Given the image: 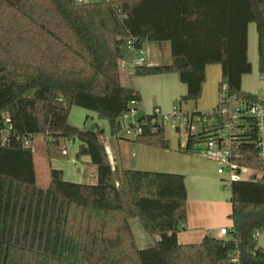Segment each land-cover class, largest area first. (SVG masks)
<instances>
[{
  "label": "trees",
  "instance_id": "trees-1",
  "mask_svg": "<svg viewBox=\"0 0 264 264\" xmlns=\"http://www.w3.org/2000/svg\"><path fill=\"white\" fill-rule=\"evenodd\" d=\"M263 15L264 0H0V264H264L254 239L264 232V171L254 130L239 136V164L260 176L231 182L227 235L179 244L186 223L184 177L121 167L116 174L104 128L68 124L77 107L104 121L114 141L170 150L154 114L136 119L140 134L118 136L119 119L140 101L136 90L120 83L127 41L136 49L169 44V64L136 66L133 76L177 75L186 87L179 105L197 102L205 68L214 64L221 71L218 100L225 86L228 97L258 102L241 80L252 70L247 30L253 24L264 83ZM218 103L212 112L217 122L207 116L196 133L185 128L179 152L199 154L215 136L222 124ZM185 116L199 123L201 113ZM38 136L48 161L67 159L64 142H76V158L89 157L95 168L92 181L68 182L50 169L41 188L32 148L23 145ZM134 219L154 239L152 247L136 245L129 227Z\"/></svg>",
  "mask_w": 264,
  "mask_h": 264
},
{
  "label": "crops",
  "instance_id": "crops-1",
  "mask_svg": "<svg viewBox=\"0 0 264 264\" xmlns=\"http://www.w3.org/2000/svg\"><path fill=\"white\" fill-rule=\"evenodd\" d=\"M119 1L132 2L136 0H119ZM249 26L247 30L248 61H250L249 60L250 58L249 57V48H250ZM256 40H257V35H256ZM150 44L152 43H147L143 47L148 57L150 56L149 55L151 48ZM164 44L165 43H158L157 49L158 52L160 53V56H162V58H164L165 56L169 57L168 58L169 61L166 62L169 64L171 62L170 46L168 43L167 45ZM256 53H257V41H256ZM122 56L123 57L118 64L120 83L122 84L121 82L122 79H125L126 81H130L131 86L128 87L130 88L133 87L134 90L138 92L140 97V101L138 102L136 107V115L133 120L136 121L137 118L143 115L153 114L154 112L158 113L157 114L158 117L170 115L173 109L177 107V105H179L178 104L179 99L182 96H184L186 93V87L180 83L178 76L175 74H167V75H156V76H146V77H134L133 70L136 67V64L133 55L126 48V45H124L122 48ZM149 64L161 65L151 62L150 57H149ZM217 67L220 69V66L217 65ZM212 70H214L213 67H211L210 65L206 66L205 76L208 77V75L212 72ZM203 85L201 89L202 95L205 92V88ZM241 88H242V80H241ZM210 94L214 97V93H210ZM153 98H154V102H152ZM178 108L180 112L184 114H190L195 111L199 112V110H197V107L192 108L191 106L186 105V103L180 104ZM72 110L73 108L70 110L68 120ZM100 122L105 130L106 151L111 159L113 168L116 164L119 165V168L120 167L130 168V164L133 163L134 164L133 169L138 171L173 173V174L182 175L184 177V186L186 189V223L184 225V228L176 236L177 242L179 244L198 243L206 235H209L217 239H222L225 237L219 234V230L225 228L228 233V231L231 228V221L229 220V215L231 210L230 191L225 187L226 184L224 183V179L226 178V175L225 174L217 175L216 173L217 166L210 160H207L201 156L200 158L202 159L198 160L197 158H195L197 157L195 154H184L179 152L178 149L182 148L181 145L182 137L179 136L181 133L180 129L178 132H176L178 134L177 150L175 151V149L172 148L169 151L168 150L165 151V150H158L154 148L139 146L123 140H120L118 142L114 141L111 138H109L106 123L104 121H100ZM68 124L70 125L69 121ZM88 124L101 125L93 121L88 122ZM70 126L74 128L76 127L72 125ZM36 138L37 137H34L33 144ZM183 138L185 139L184 141L186 142L185 134ZM109 141H113L112 148H114V151L115 149L116 150L118 149V152L116 151L119 156L118 160L115 158L116 152L114 156L112 155V149L108 145ZM65 145H66V154L68 160L58 161L60 163H55L56 165L53 166L56 167L55 168L56 170H60L62 172V177L65 181L73 182V183H81L82 180L81 177H83L85 171L84 168L92 167L90 166V159L89 157L86 156L76 158V152H77L76 142L72 144L65 143ZM123 153L129 154L132 158H134V160L131 161L130 157L127 158L128 156L126 157L125 154ZM52 160L56 161L57 159H52ZM50 165H52L51 162H49V167ZM145 169H151V170H145ZM93 170L95 173V168ZM245 172H250V176L255 175V173L253 174V172L250 170ZM254 239L256 241L257 246L264 252V232L259 233V235L256 238L254 237ZM142 243L146 244L147 242L146 240L142 239ZM153 244H154V239L151 238V245L153 246Z\"/></svg>",
  "mask_w": 264,
  "mask_h": 264
},
{
  "label": "built area",
  "instance_id": "built-area-1",
  "mask_svg": "<svg viewBox=\"0 0 264 264\" xmlns=\"http://www.w3.org/2000/svg\"><path fill=\"white\" fill-rule=\"evenodd\" d=\"M77 3L96 2L99 0H75ZM264 20V15H263ZM126 48L134 57L136 66H150L149 57L145 50L136 49L131 44V41L126 42ZM216 114L218 118H222V124L216 130L215 136L210 138L202 147L199 156L210 160L216 166L217 175H226L224 183L230 185L233 181H248L252 175L245 177L244 172L248 171L239 164L241 154L238 151L239 136L241 134L254 130L256 133V151L260 165L264 171V97L256 103H249L247 101L239 100L236 97L226 96V87L223 86L218 100ZM137 102L132 101L129 105V110L119 119L120 131L118 136L133 138L135 135L141 133V129L136 121H128L129 117L136 115ZM229 104H233L230 109ZM213 109L209 113H201L200 122H192L184 113H181L179 108L175 107L172 113L168 116L158 117V113L154 112L158 121L162 124L168 123L173 130L188 128L190 132L195 133V127L206 122L207 116L211 117L212 123L217 122V117H213ZM206 114V116H205ZM253 122V127L247 124V120ZM65 143L72 144L70 141L64 142V152H66ZM24 147L32 148L34 152L33 143L25 140ZM221 236L227 235L225 228L219 230ZM259 233H255L256 238Z\"/></svg>",
  "mask_w": 264,
  "mask_h": 264
},
{
  "label": "rangeland",
  "instance_id": "rangeland-1",
  "mask_svg": "<svg viewBox=\"0 0 264 264\" xmlns=\"http://www.w3.org/2000/svg\"><path fill=\"white\" fill-rule=\"evenodd\" d=\"M114 1L122 2L119 0H114ZM256 41L257 40H256L255 25L251 24L249 26V43H250V48H249V57H250L249 60L250 61L249 62L251 63L252 70H251L250 74L243 76L242 88H243V90H245L251 94L256 95L261 100L264 97V83L260 79L259 74H258V69H257ZM157 44L156 43L150 44L151 45L150 46L151 47L150 53H149L150 61L153 63H156V64H161V65L168 64L166 62L169 61V59H168L169 57L164 55L165 57L162 58V56H160V53L158 52V49H157V46H158ZM164 45H167V43H165ZM156 56H157V58H156ZM210 66L213 67L214 70H212V72L208 75V77L205 76V82L203 85L205 88L204 94L203 95H202V93L200 94V97L196 103L191 102V101L186 102V105L191 106L192 108L197 107V110H199L200 113H207L206 111H208V110L211 111V109L214 108V106H216L217 101H218L219 83L222 82L220 69L215 64L210 65ZM121 82H122V85L125 87L131 86V82L126 81L125 79H122ZM210 93H214V97ZM213 100H214V102H213ZM152 102H154V98H153ZM232 107H233V104H229V108L231 109ZM133 119H134V116L129 117L127 122L131 121ZM68 121H69L70 125L76 126L75 128H77V129H83L85 123L88 124V122H92V121L95 123L101 124V122L99 120H97V118L95 117V115L93 113H90L88 111H85V110H82V109L76 108V107H73V110L70 114ZM98 126L102 127V124L98 125ZM163 126H164L165 137L169 141L170 150L172 148H174L176 151L177 150V142H178V134L176 133L175 130H173L170 127V124L164 123ZM199 128H200V126L197 125L195 127L194 132L196 133L199 130ZM180 131H181V133L179 136L182 137L181 145L183 147L185 144V141H184L185 139L183 138L184 137L183 128H180ZM112 142L113 141H109L108 145L112 149V155L114 156L116 149L114 151V148H112ZM33 147H34L33 160H34L37 184L41 188H45L48 184V181H49V172L48 171L50 169H55L56 167H54L53 165H56L55 163H60L58 161H67L68 159L56 160V161L52 160L54 162H52L50 160L49 162H51L52 165H50V167H49V162L46 159L45 154H44V144H43L42 138L40 136H38L35 139ZM123 154H125L126 157L128 156L127 158L130 157L131 161L134 160V158H132L129 154H126V153H123ZM195 155L197 156L195 158H197L198 160L202 159V158H200L199 154H195ZM84 169H85L84 175H83V177H81L82 180H81V178H80V180H81L82 184H88L92 181L91 177L94 176L93 175V173H94L93 169L94 168H92V167L86 168L85 167ZM118 169H119V165L116 164L114 166V172H116V174L118 173ZM145 170H151V169H145ZM249 174H250V172H244L245 177L249 176ZM255 175L260 176L258 173H255ZM225 187L227 189H229L228 184H226ZM129 227H130L131 233L134 237L135 243L140 249H146V248H149L152 246L151 245V238L145 234V232L142 230V228L139 225V222L136 219L131 220L129 222ZM142 239L146 240L147 243L143 244Z\"/></svg>",
  "mask_w": 264,
  "mask_h": 264
},
{
  "label": "water",
  "instance_id": "water-1",
  "mask_svg": "<svg viewBox=\"0 0 264 264\" xmlns=\"http://www.w3.org/2000/svg\"><path fill=\"white\" fill-rule=\"evenodd\" d=\"M133 167H134V164L131 163V164H130V169H133Z\"/></svg>",
  "mask_w": 264,
  "mask_h": 264
}]
</instances>
